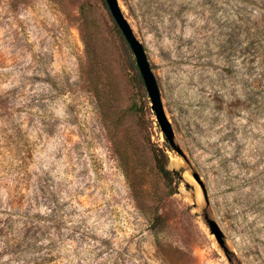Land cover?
Listing matches in <instances>:
<instances>
[{"label": "rangeland", "instance_id": "rangeland-1", "mask_svg": "<svg viewBox=\"0 0 264 264\" xmlns=\"http://www.w3.org/2000/svg\"><path fill=\"white\" fill-rule=\"evenodd\" d=\"M119 2L184 155L106 0H0V264H264V0Z\"/></svg>", "mask_w": 264, "mask_h": 264}, {"label": "water", "instance_id": "water-1", "mask_svg": "<svg viewBox=\"0 0 264 264\" xmlns=\"http://www.w3.org/2000/svg\"><path fill=\"white\" fill-rule=\"evenodd\" d=\"M106 2L112 16L135 54L137 66L139 67L141 76L151 99L152 109L156 114L157 121L164 134L165 140L174 150L184 155V151L181 146L176 142L175 131L172 122L166 113L160 86L147 56L144 44L135 34L134 29L122 10L119 0H106ZM207 222L211 231L216 235L218 241L221 244H224V233L219 224L208 216Z\"/></svg>", "mask_w": 264, "mask_h": 264}, {"label": "trees", "instance_id": "trees-1", "mask_svg": "<svg viewBox=\"0 0 264 264\" xmlns=\"http://www.w3.org/2000/svg\"><path fill=\"white\" fill-rule=\"evenodd\" d=\"M161 155H163V156H161ZM154 157L156 160V167H157L158 171L160 172V174L162 175V177L164 178L166 185L167 186L171 185L172 181L176 177V173L167 167V164L165 161V159L167 158L166 151L159 149V152L158 151L155 152ZM126 178L129 180V183H130V186L132 187V189H134V191H135L136 190L135 184L133 182V178H131V176L129 174L128 168H126ZM159 245H160V243H159Z\"/></svg>", "mask_w": 264, "mask_h": 264}]
</instances>
